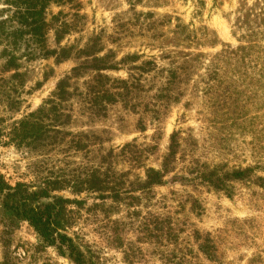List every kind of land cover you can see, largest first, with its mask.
I'll list each match as a JSON object with an SVG mask.
<instances>
[{
	"label": "rangeland",
	"instance_id": "1",
	"mask_svg": "<svg viewBox=\"0 0 264 264\" xmlns=\"http://www.w3.org/2000/svg\"><path fill=\"white\" fill-rule=\"evenodd\" d=\"M44 17L47 48L65 49L68 58L19 57L13 71L0 45L7 183L41 187L51 173L73 180L109 153L107 164L129 190L120 201L53 192L84 201L73 207L69 233L90 264H264V0H67L50 4ZM93 57L114 66L103 74L127 80L130 91L104 112L88 109L79 92L94 73L85 71L70 80L71 118L50 133L55 143L17 148L10 127ZM146 61L154 64L148 72ZM173 134L176 153L163 183L139 190L148 168L163 170ZM76 139L87 146L76 149ZM212 170L244 174L217 189L202 176ZM0 264L74 263L44 246L0 199Z\"/></svg>",
	"mask_w": 264,
	"mask_h": 264
},
{
	"label": "trees",
	"instance_id": "2",
	"mask_svg": "<svg viewBox=\"0 0 264 264\" xmlns=\"http://www.w3.org/2000/svg\"><path fill=\"white\" fill-rule=\"evenodd\" d=\"M67 0H0V45L1 58L4 59L6 69L17 70L19 57L32 59L35 55L48 57L55 55L58 60L69 57L68 51L60 49L59 52L50 50L46 46V33L48 22L44 12L50 4H61ZM65 25V24H64ZM57 41L60 39L57 36ZM20 56L17 55L18 52ZM38 53V54H37ZM91 55V50L83 52ZM135 57H127L125 60H134ZM124 60V61H125ZM123 61V62H124ZM144 71L152 70L154 64L151 61L142 63ZM105 59L93 57L92 62L79 65L71 70V74L61 79L55 91L46 103L36 111L29 113L24 118L14 123L8 132L11 142L20 148L23 145L31 149L43 148L54 142L50 133H58L59 128L70 121L69 113L65 112L68 101L73 92L70 89V80L81 76L85 71H92L93 77L87 82L85 92H79L88 97L87 108H98V112H104L108 105L115 104L122 99L125 93L130 91L131 84L127 80H111L102 71L113 69ZM17 73L11 79L19 78ZM172 74L166 80V89ZM122 85V86H121ZM121 90V91H118ZM164 87L159 91L162 92ZM0 128V138L3 135ZM176 134L171 136L169 153L165 158L163 170L148 168L145 180L139 190L143 191L153 185L163 183L168 165L173 161L176 153ZM55 143V142H54ZM87 144L76 139V149H83ZM109 153L101 156L99 163L94 166L83 167L73 180L53 176L52 173L43 178L41 187L16 183L11 186L0 173V199L3 208L10 211L14 218L25 221L35 231L44 246L52 247L57 252L69 258L74 264H90L84 248L77 241L73 229L75 211L73 207L81 208L84 201L69 199L53 194L54 191L69 189L75 195L84 192L97 193L100 199L120 201L122 195L129 192L122 179V174L116 173L110 164H107ZM243 171H232L221 176L213 170L203 174V178L221 189L223 178L228 180L241 179ZM221 181V182H220Z\"/></svg>",
	"mask_w": 264,
	"mask_h": 264
}]
</instances>
